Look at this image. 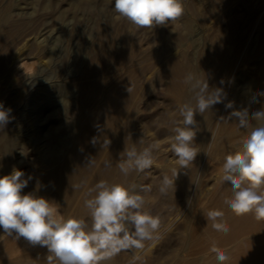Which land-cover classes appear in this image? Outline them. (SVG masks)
<instances>
[{
    "label": "rangeland",
    "instance_id": "1",
    "mask_svg": "<svg viewBox=\"0 0 264 264\" xmlns=\"http://www.w3.org/2000/svg\"><path fill=\"white\" fill-rule=\"evenodd\" d=\"M256 2L257 0H247L244 5L240 0H184L183 16L190 23L187 31L188 40L187 37L179 39L182 42L187 41L183 46H179L174 56H177L179 52L187 54V60L184 62L194 69L192 73L201 80H207L210 88L222 89L225 99L216 104V111L208 121L205 118L206 112L203 115L196 114L198 131L195 142L201 148V152L198 153L189 170L179 173L175 181L177 191L173 195L172 205L167 203L168 194L161 195L158 192L159 179L164 174L160 167L168 162L169 158L171 161L176 159L170 148L171 128L172 121L179 119L178 109L184 103L179 97L163 88L168 81L164 73L157 77L156 85H149V81L153 78L152 74L148 75L143 85L140 84L139 102L135 114L136 131L141 132L138 149L152 143H156L158 148L154 151L155 164L145 172L137 173L134 183L151 186V192L146 194V210H150L161 218L160 237L153 242L151 248L154 254L156 251L162 252L166 246L175 245L188 233L196 232L202 236L205 231H215L211 226V221L206 219V213L209 210L220 209L224 212H231L223 203L225 197L231 196V188L229 184L220 182L222 164L226 155L239 148L244 135L235 118L222 122L220 117L225 105L233 102V95L238 90L247 87L257 88V101L264 104V86L259 85L264 73L260 71L259 57L254 56L260 51L255 49L254 54H252L254 51L251 52L257 43H264V36H262L264 29L261 27V24H264V9H259ZM20 11L22 13H19ZM29 13H31V22H28ZM15 21H22V25H14ZM181 24L180 18L164 26L137 29L113 11L112 0H0V34L4 35L0 41V53L4 54L7 63L5 70L0 72V105H3L5 109H11L10 122L0 130V176L11 174L15 168L23 171L25 178L31 176L33 179L38 177V173L42 171L39 169L41 162L39 152L42 140L45 139V130H42V119L37 112L42 105L48 106V104L46 101L44 103V100L42 102L31 100V82L26 89L25 86L22 87L27 77L25 74L33 72L38 64L35 60L37 48L30 43L33 40L31 38L50 35L53 40L51 43L52 57L58 54L61 46L65 44L64 41L69 43L62 51H67L66 55L69 57L77 51L80 55L87 54L92 40L98 46L110 51L117 44L129 46L131 39L133 55H136V58H142L153 52L160 53L162 42L168 41L169 37L181 28ZM251 27L261 33L250 30ZM228 30L231 35L227 43L229 46L227 45L226 51L218 60L217 70L214 71L210 68L212 59L202 57L211 48L212 39L225 35V31L228 32ZM249 34L256 35L258 39L256 44L253 43ZM157 59L152 58L144 63ZM33 64L34 67L31 69ZM156 68L157 66L151 73ZM91 79L94 80L95 77ZM12 81H16V84H12ZM12 88L17 89L19 99L15 100L21 101L23 109H17L15 100L11 99ZM181 89L185 91L190 100L193 93L189 85L184 83V78ZM59 116L60 114H56V117ZM77 117L74 115L75 119ZM141 140L143 143H140ZM185 177L190 178L187 191L183 186ZM32 179L22 190V194L31 192ZM41 180L48 183L47 178L42 177ZM44 193L46 197L52 195L55 197L57 190L55 187H47ZM38 196L44 197L42 192H38ZM48 200L53 203L56 201L50 198ZM79 206L82 207L79 212L80 216L88 218L87 213L83 211L84 204ZM177 211L182 212L181 217L176 220L174 217L170 219ZM31 248L39 250L38 254L31 256V261L45 264L43 262L46 258L45 248L32 245ZM127 251L119 253L122 258L128 256Z\"/></svg>",
    "mask_w": 264,
    "mask_h": 264
},
{
    "label": "bare ground",
    "instance_id": "2",
    "mask_svg": "<svg viewBox=\"0 0 264 264\" xmlns=\"http://www.w3.org/2000/svg\"><path fill=\"white\" fill-rule=\"evenodd\" d=\"M240 1L246 5L247 0ZM256 3L259 9H264V0H257ZM72 6L75 5L72 4ZM28 18V22H31V13L28 14ZM180 18L182 20L181 28L172 37H169L168 41L162 42L160 53L153 52L142 58H136V55H133L131 39L128 43L129 46L117 44L110 51L98 46L92 40L87 54L80 55L77 51L69 57L66 55L67 51H62L69 43L64 41L65 44L61 46L58 54L52 57L51 43L53 40L50 35L45 34L42 37L31 38L33 40L30 43L37 48L35 60L38 64L33 72L25 74L27 77L23 81L22 87L25 86L26 89L31 82V89L28 88L31 90V100L41 102L44 100V103L46 101L48 104V106L42 105L37 112L42 119L41 127L42 130H45V139L42 140L41 145L39 144L41 146L39 159L42 162H40L39 169L42 171L38 173V177L31 180V192L35 195L42 192L44 198L55 199L54 204L58 206L60 213L65 217L80 216L79 212L82 207L79 205L84 204L85 199L88 198L86 196L87 189L100 180L110 183H134L137 173L133 172L125 178L117 164L124 158L122 153L125 148L135 146L138 149L141 133L136 131L135 126V114L139 102L138 90L140 84L145 83L148 75L152 74L153 78L149 81V85L152 86L157 84V77L164 73L168 81L163 88L170 94L179 97L181 102L189 101V97L181 89V84L183 78L188 73H192L194 69L184 62L187 60V54L179 52L177 56H174V53L178 52L179 46H183L188 40L187 31L190 23L186 18L184 19L183 15ZM187 18L189 19L188 16ZM14 25H22V21H15ZM261 27L264 29V24H261ZM46 33L49 32L46 31ZM224 34L212 39L211 48L202 57L212 59L210 68L214 71L217 70L218 60L226 51L227 43L231 37L229 30ZM3 37L4 35L0 34V41ZM184 37H187V40L180 41ZM251 37L253 43L256 44L258 40L256 35ZM184 48L186 51V46ZM255 49L260 52L256 54ZM251 52L256 54L254 56L259 57L260 71L264 73V61H262L264 43H257ZM1 53L0 72L7 67L6 58ZM152 58L158 59L144 63ZM140 63L142 64L137 65ZM156 66V70L151 73ZM32 67L34 64L31 69ZM91 77H95V79L90 80ZM12 84H16V81H12ZM259 85L264 86V77L260 79ZM18 91L20 90L18 89ZM257 92V88L254 87L238 90L233 95L234 100L231 102L233 108L224 107L221 112L222 122L227 121L229 114L234 109L247 108L249 112H252L264 107V104L257 101ZM11 93V99H19L17 89L12 88ZM21 104L20 100H15L17 109H23ZM216 108L215 104L211 110L206 112V121L215 113ZM56 114H60V116L56 117ZM74 115L78 116L77 119L74 118ZM254 124L255 122H253ZM248 131L250 130L241 128L244 136ZM175 166V161H171L169 158V161L162 164L160 169L164 174L170 175L169 170ZM42 177L47 178L48 183L41 180ZM189 181L190 178L185 177L183 186L186 191ZM77 184H81L82 187L76 189L74 186ZM47 187H55L57 195L46 197L44 190H47ZM175 192L168 193L167 203L173 204ZM83 211L88 215L85 207ZM181 213L177 211L170 219L174 217L176 220L181 217ZM224 219L229 227L227 234L205 231L200 236L196 232H191L184 235L175 245L166 246L162 252L156 251L155 254L151 251L153 242H148L143 250H128V256L125 258H122L118 253L103 264H130L134 256L139 257L136 264H217L214 254L210 252L213 244L230 256L229 264H264V222H257L251 214L237 217L232 212H225ZM2 234V230H0V235ZM32 248L24 238L15 240L11 237H4L0 239V264H38L31 261V256L38 254L39 250H37L38 248L32 250ZM45 252L47 256L46 248ZM43 262L47 264L46 259Z\"/></svg>",
    "mask_w": 264,
    "mask_h": 264
},
{
    "label": "clouds",
    "instance_id": "3",
    "mask_svg": "<svg viewBox=\"0 0 264 264\" xmlns=\"http://www.w3.org/2000/svg\"><path fill=\"white\" fill-rule=\"evenodd\" d=\"M112 8L137 29L164 26L178 20L185 11L184 0H112ZM184 83L193 95L179 107V119L172 121L170 148L176 166L160 180L161 195L175 192L179 173L189 170L201 152L195 142L196 114L203 115L225 99L222 89L210 88L207 80L194 73H188ZM226 108H233V104L229 102ZM10 112L0 105V130L10 122ZM232 118L238 127L250 131L239 148L224 158L220 182L230 185L231 196L225 197L223 203L237 217L251 214L257 222H264V107L252 112L234 109L228 119ZM157 148L156 143L139 150L135 146L125 148L124 158L117 164L121 174L127 178L133 172L150 169L155 164ZM30 179L15 168L11 174L0 176V239L24 238L32 246L46 248L47 264H103L121 251L143 250L148 242L160 237V216L146 210V194L151 192V186L100 180L86 192L88 218L65 217L52 201L32 192L22 194ZM224 217L220 209L206 213L212 228L227 234L229 227ZM210 252L217 264H229L230 256L216 244ZM138 259L134 256L130 264H136Z\"/></svg>",
    "mask_w": 264,
    "mask_h": 264
}]
</instances>
